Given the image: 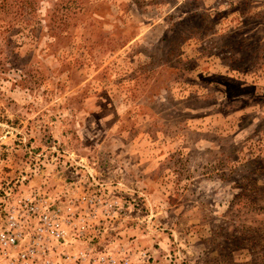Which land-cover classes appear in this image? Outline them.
Listing matches in <instances>:
<instances>
[{"label": "rangeland", "instance_id": "1", "mask_svg": "<svg viewBox=\"0 0 264 264\" xmlns=\"http://www.w3.org/2000/svg\"><path fill=\"white\" fill-rule=\"evenodd\" d=\"M3 9L0 178L15 197L73 214L75 253L264 264V0Z\"/></svg>", "mask_w": 264, "mask_h": 264}, {"label": "built area", "instance_id": "2", "mask_svg": "<svg viewBox=\"0 0 264 264\" xmlns=\"http://www.w3.org/2000/svg\"><path fill=\"white\" fill-rule=\"evenodd\" d=\"M78 234L83 233L73 228V214H56L15 197L0 178V264H129L111 253L73 252Z\"/></svg>", "mask_w": 264, "mask_h": 264}, {"label": "trees", "instance_id": "3", "mask_svg": "<svg viewBox=\"0 0 264 264\" xmlns=\"http://www.w3.org/2000/svg\"><path fill=\"white\" fill-rule=\"evenodd\" d=\"M0 3H1V5H2V6L0 5V6H1V7H0V11L4 12L6 8L3 9V0H0ZM14 25H15V24H14L13 22H10V23H8V28H12V29H13V28H14Z\"/></svg>", "mask_w": 264, "mask_h": 264}]
</instances>
